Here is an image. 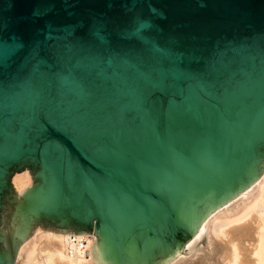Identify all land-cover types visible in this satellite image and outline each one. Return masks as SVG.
<instances>
[{
	"label": "water",
	"instance_id": "95a60500",
	"mask_svg": "<svg viewBox=\"0 0 264 264\" xmlns=\"http://www.w3.org/2000/svg\"><path fill=\"white\" fill-rule=\"evenodd\" d=\"M22 168L17 236L165 264L264 169V0H0V205Z\"/></svg>",
	"mask_w": 264,
	"mask_h": 264
},
{
	"label": "bare ground",
	"instance_id": "6f19581e",
	"mask_svg": "<svg viewBox=\"0 0 264 264\" xmlns=\"http://www.w3.org/2000/svg\"><path fill=\"white\" fill-rule=\"evenodd\" d=\"M15 173L11 174L10 182ZM11 185L20 199L14 212L17 216L18 206L24 194L36 185L32 183V176L27 169L16 173ZM28 231L17 236L15 222L13 251L16 263L96 264L90 254V246L95 239L93 234H65L42 229L38 225L30 230L32 234ZM204 234L209 242L204 244L203 248H198L197 244ZM70 235L86 238L87 253L83 254L68 241ZM184 248L190 254L200 250L202 255H197L198 258H193V261L190 257V262L185 263L184 260L182 264H264V169L246 188L209 212L185 242ZM180 254L181 250L165 264H177L182 260ZM186 260L189 261L188 258ZM0 264H8L5 253L0 254Z\"/></svg>",
	"mask_w": 264,
	"mask_h": 264
},
{
	"label": "rangeland",
	"instance_id": "374dc122",
	"mask_svg": "<svg viewBox=\"0 0 264 264\" xmlns=\"http://www.w3.org/2000/svg\"><path fill=\"white\" fill-rule=\"evenodd\" d=\"M22 169H24V168H22ZM12 173H14V172H11V174ZM30 173H32V172H30ZM11 174L7 178L8 179V188L6 189V191L3 194V198H2L3 200H2L1 205H0V251L4 252L7 255L8 264H21V261L19 263L15 262V256H14V251H13V244L15 242L13 230H14V225L16 222V218H15L16 216H15L14 212H15V208H16L20 199H19V197H17L13 193V191H15V190H14L13 185H11L12 184V178L16 173L11 177V182H10ZM36 225H38V224H36ZM32 229L33 228L29 229L28 233H30L31 232L30 230H32ZM31 234H32V232H31ZM199 241H200V242H198L199 244H197L198 248H200V247L203 248L204 244H207L209 242L206 234H204L203 237H201ZM187 252L188 251L185 248L183 249V246H182L181 247V254H180L182 257V260L178 261L177 264H180V263L182 264V262L184 260H185L184 261L185 263H188L191 261V258L193 261L195 258L196 259L198 258L197 255H200V254L202 255L200 250H196L192 254H190V252L189 253H187ZM186 254H188V255L190 254V255L187 257ZM15 255H16V251H15ZM183 257H185V258L183 259ZM186 258H188L189 261H187Z\"/></svg>",
	"mask_w": 264,
	"mask_h": 264
},
{
	"label": "built area",
	"instance_id": "2783aa9c",
	"mask_svg": "<svg viewBox=\"0 0 264 264\" xmlns=\"http://www.w3.org/2000/svg\"><path fill=\"white\" fill-rule=\"evenodd\" d=\"M68 241L75 245L77 249L81 250V252L87 253L85 250V243H86V238L85 237H76L74 235H70L68 237Z\"/></svg>",
	"mask_w": 264,
	"mask_h": 264
}]
</instances>
